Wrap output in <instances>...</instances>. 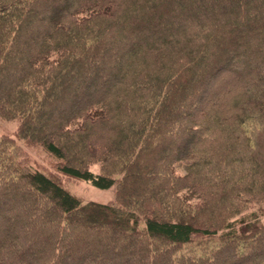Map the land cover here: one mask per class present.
<instances>
[{
  "label": "trees",
  "instance_id": "16d2710c",
  "mask_svg": "<svg viewBox=\"0 0 264 264\" xmlns=\"http://www.w3.org/2000/svg\"><path fill=\"white\" fill-rule=\"evenodd\" d=\"M0 118V264H264V0H0Z\"/></svg>",
  "mask_w": 264,
  "mask_h": 264
},
{
  "label": "rangeland",
  "instance_id": "374dc122",
  "mask_svg": "<svg viewBox=\"0 0 264 264\" xmlns=\"http://www.w3.org/2000/svg\"><path fill=\"white\" fill-rule=\"evenodd\" d=\"M224 98L225 102L230 103V98L228 95ZM17 129V121L4 120L0 118V135H9L11 137H15V131ZM17 143L22 146L24 151L30 158V163L33 168H36L45 173H56L55 172V159L44 151L42 148L37 146H29L25 144L22 140L18 139ZM92 171L97 172L98 168L96 165L91 167ZM178 172H183V169H177ZM62 185L72 194L79 197L82 201H96V202H108L114 200V187H109L106 189L96 187L92 185L90 182L85 180H78L73 178H68L66 176H59ZM255 209L258 208L256 205ZM203 240V239H201ZM200 239H196L195 242L201 241ZM192 244V243H191ZM195 243L190 246L185 247L183 250L194 248Z\"/></svg>",
  "mask_w": 264,
  "mask_h": 264
}]
</instances>
